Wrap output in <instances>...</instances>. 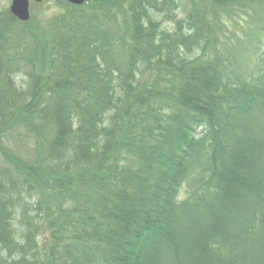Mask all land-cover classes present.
<instances>
[{
    "label": "trees",
    "instance_id": "obj_1",
    "mask_svg": "<svg viewBox=\"0 0 264 264\" xmlns=\"http://www.w3.org/2000/svg\"><path fill=\"white\" fill-rule=\"evenodd\" d=\"M56 2L41 52L48 73L29 93L7 36L28 23L0 12V153L16 174L0 182V264H264V55L256 75L235 82L220 58L203 56L204 17L160 28L177 0ZM111 6L130 17L120 51L103 28ZM161 68L166 82L138 81ZM18 129L35 158L8 148ZM198 168L202 187L180 200ZM25 191L48 221L26 220L17 234Z\"/></svg>",
    "mask_w": 264,
    "mask_h": 264
},
{
    "label": "rangeland",
    "instance_id": "obj_2",
    "mask_svg": "<svg viewBox=\"0 0 264 264\" xmlns=\"http://www.w3.org/2000/svg\"><path fill=\"white\" fill-rule=\"evenodd\" d=\"M12 1L0 0V12L9 9ZM177 2L178 9L172 19L167 15L157 18L161 29L172 32L177 30L179 22H182L186 27L187 22L190 21V15L195 19L204 17L203 29L207 31V35L210 33L209 38L211 39V43L203 51L204 58H220L222 64L227 68L229 76L235 82L249 81L252 76L257 74L264 55V6L262 0L238 2L230 5L217 4L212 0H177ZM120 4L126 9L128 8L125 2ZM60 12L61 9L58 8L56 0H44L40 4L31 3L28 24L14 26L13 31L7 34L8 37L13 35L16 39L13 53L16 54L17 62L22 66L15 73V79L18 87L25 93L31 91L36 73H44L43 75L47 76L48 70L44 72L41 68L44 62L41 52L46 44L45 40L50 39L49 35L53 30L51 29V22ZM109 14H117V16L103 17V28L113 34L114 41L118 42V45L115 43L118 50L120 41L121 46L128 41L124 35H126L127 28L125 27H127L130 17L126 14L123 15V12L118 13L117 8L113 6L106 10V15ZM36 45L39 46L37 53L30 50ZM200 53L201 50H195L194 54ZM168 78V72L161 68L143 70L137 79L143 84H149L150 88H154L158 81L166 82ZM6 143L8 148L22 159L35 158L33 154L34 141L24 129H18L12 133ZM200 170L198 168L192 171L191 178L180 189V200H185L190 191L202 187L201 183L196 182ZM10 179L16 180V174L11 163L0 153V182L9 184ZM38 197L39 195L37 196L35 193L22 192V201L17 208L14 220L17 234H20L24 229L26 220L31 222L41 220V222L47 223V206L45 207L43 202V205L41 204L39 207L37 204ZM51 209L54 211V207Z\"/></svg>",
    "mask_w": 264,
    "mask_h": 264
},
{
    "label": "water",
    "instance_id": "obj_3",
    "mask_svg": "<svg viewBox=\"0 0 264 264\" xmlns=\"http://www.w3.org/2000/svg\"><path fill=\"white\" fill-rule=\"evenodd\" d=\"M44 0H13L9 11L21 23H27L30 20V6L31 3L40 4ZM66 2L73 6H83L86 0H66Z\"/></svg>",
    "mask_w": 264,
    "mask_h": 264
}]
</instances>
